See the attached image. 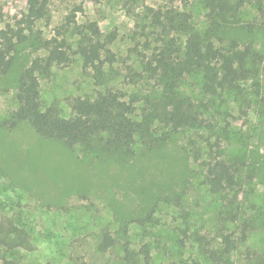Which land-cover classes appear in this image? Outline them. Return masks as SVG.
Returning a JSON list of instances; mask_svg holds the SVG:
<instances>
[{
  "label": "rangeland",
  "instance_id": "rangeland-1",
  "mask_svg": "<svg viewBox=\"0 0 264 264\" xmlns=\"http://www.w3.org/2000/svg\"><path fill=\"white\" fill-rule=\"evenodd\" d=\"M142 3L151 7L179 5L178 0H139V5ZM26 5L27 0H0V27L17 19ZM77 7L83 9L78 13L79 21L88 19L102 35L117 33L110 46L115 62L106 66L105 82L99 86L83 73L78 57L66 67L53 68L49 77L40 80L41 108L53 104L64 117L70 114L68 101L72 98H92L105 89L129 94L149 87L133 75L139 71L137 57L130 51L137 27L122 0H101L98 4L92 0H54L51 27ZM191 10L195 22L202 25V8L195 3ZM256 16L252 5L240 15L242 21H254ZM43 24L39 28L47 35L50 27ZM256 29L250 39L260 47L264 33L261 27ZM227 35L246 39L241 28ZM35 45H20L9 73L0 79V117L16 107L12 84L39 53ZM191 82L188 79L182 84V92L196 101L204 100ZM257 83L259 97L251 107L246 108L239 97H230L225 105L216 101L222 113L213 108L206 115L208 119L216 116L214 136L207 128L179 131L165 145L122 163H104L79 149H66L38 136L28 123L0 131V218H10L30 239L29 249L0 248V264H118L125 241L137 250L148 245L152 255L160 257L153 264H192L191 260L197 259L190 248L192 241L185 250L173 244L174 231L183 227L181 207L187 212L191 238L194 232L206 236L208 249L219 255L226 245L223 236L234 232L235 241L228 245L230 263H258L255 255L264 253V104L259 102L264 97V69ZM251 84L243 87L251 92ZM223 131L226 139L219 135ZM217 137L219 151L226 159L240 166L243 163L237 176L240 186L231 195V212L203 184L204 172L194 158L197 151L205 160L210 148L218 152L213 147ZM245 222L251 228L245 242L239 243L238 232ZM104 232L118 244L98 255L94 248ZM200 260L210 263L207 258Z\"/></svg>",
  "mask_w": 264,
  "mask_h": 264
},
{
  "label": "trees",
  "instance_id": "trees-1",
  "mask_svg": "<svg viewBox=\"0 0 264 264\" xmlns=\"http://www.w3.org/2000/svg\"><path fill=\"white\" fill-rule=\"evenodd\" d=\"M53 1L27 0L20 16L0 27V79L9 73L20 45L31 42L39 52L12 84L16 107L0 117V131H12L19 124L28 123L38 136L58 142L66 149H79L104 163H122L135 154L145 155L165 145L179 131L207 128L214 136L216 116L208 119L206 115L213 108L215 113H222L216 106L217 100L225 105L230 97L234 100L239 97L248 108L259 97L257 80L264 69V42H259L260 48L250 35L257 26L264 33V0H178L179 5L157 7L139 5V0H122V7L135 18L137 27L130 51L137 57L139 71L135 70L133 75L149 87L129 94L105 89L97 91L92 98H72L68 101V117L61 116L53 104L42 109L40 80L49 77L53 68L66 67L78 57L83 73L99 86L105 82L106 66L115 62L110 49L117 39L115 31L102 35L88 19L79 21L82 7L70 9L51 27ZM195 3L203 10L202 25L194 20L191 6ZM251 5L256 9L255 20L242 21L241 11ZM40 23L50 27L47 35L39 28ZM239 28L246 33L245 40L226 36ZM188 79L192 81L191 86L199 88L204 100L196 101L182 92V84ZM248 82L253 83L251 92L243 87ZM259 102L264 104V97ZM219 135L221 139L227 137L224 131ZM220 144L218 137L215 146L208 144L218 152L210 148L207 160L199 151L194 158L204 172L203 184L231 212L234 206L231 195L240 186L237 176L243 163L240 166L226 159L219 151ZM179 200H176L177 207ZM180 210L183 227L174 231V247L185 250L188 241H192L190 248L197 257L191 260L192 264H202L201 258L203 261L207 258L209 264H231L228 245L234 243L235 233L223 236L226 245L218 255L208 249L206 236L194 232L191 238L187 212L182 207ZM250 228L248 223L242 224L239 243L245 242ZM117 244L110 233L104 232L94 252L106 254ZM29 247L28 234L10 218L1 217L0 248ZM122 247L118 264H153L158 257L152 255L148 245L137 250L125 241ZM255 256L258 257L256 264H264V253Z\"/></svg>",
  "mask_w": 264,
  "mask_h": 264
}]
</instances>
